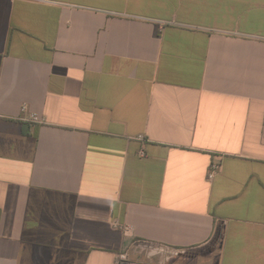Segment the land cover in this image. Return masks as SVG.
I'll use <instances>...</instances> for the list:
<instances>
[{
    "label": "crops",
    "instance_id": "0c3cea01",
    "mask_svg": "<svg viewBox=\"0 0 264 264\" xmlns=\"http://www.w3.org/2000/svg\"><path fill=\"white\" fill-rule=\"evenodd\" d=\"M121 253L264 264V0H0V264Z\"/></svg>",
    "mask_w": 264,
    "mask_h": 264
},
{
    "label": "built area",
    "instance_id": "2783aa9c",
    "mask_svg": "<svg viewBox=\"0 0 264 264\" xmlns=\"http://www.w3.org/2000/svg\"><path fill=\"white\" fill-rule=\"evenodd\" d=\"M34 119V117H32ZM138 140L140 141H144V138L142 136H138L137 137ZM219 167V163L216 162H211L209 165V169H208V177L211 178L214 173L218 170ZM125 259V255L124 254H119L117 259L115 260L114 264H120V262Z\"/></svg>",
    "mask_w": 264,
    "mask_h": 264
},
{
    "label": "trees",
    "instance_id": "16d2710c",
    "mask_svg": "<svg viewBox=\"0 0 264 264\" xmlns=\"http://www.w3.org/2000/svg\"><path fill=\"white\" fill-rule=\"evenodd\" d=\"M216 234H217V233H216ZM217 236H218V234H217ZM217 236H216V237H217Z\"/></svg>",
    "mask_w": 264,
    "mask_h": 264
}]
</instances>
